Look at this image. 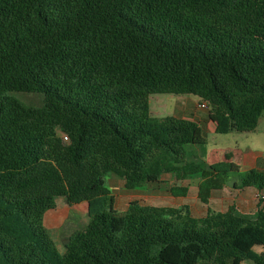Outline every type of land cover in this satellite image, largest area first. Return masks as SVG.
<instances>
[{"label":"trees","instance_id":"obj_1","mask_svg":"<svg viewBox=\"0 0 264 264\" xmlns=\"http://www.w3.org/2000/svg\"><path fill=\"white\" fill-rule=\"evenodd\" d=\"M156 94L197 97L217 134L255 132L264 0H0V264H264V194L254 214L116 208L109 174L127 190L200 178L205 205L229 185L264 192V172L208 163L198 123L153 116ZM59 198L89 216L64 253L45 226Z\"/></svg>","mask_w":264,"mask_h":264},{"label":"rangeland","instance_id":"obj_2","mask_svg":"<svg viewBox=\"0 0 264 264\" xmlns=\"http://www.w3.org/2000/svg\"><path fill=\"white\" fill-rule=\"evenodd\" d=\"M183 97H191V99L199 102V99L195 96H177L171 94L152 95L150 98L152 115L155 117L175 116L181 104L180 99ZM20 98L24 102L31 105H38L40 103V98L32 94L23 95L20 96ZM201 113L204 114L207 112L205 110H201ZM261 123V127H264V120H262ZM204 134L208 139V152L221 150L222 148H236L237 146L242 148V134L231 133L221 135L208 131ZM235 179V175L232 176L230 183H232ZM106 181L107 186L112 190L116 198V208L120 211H126L130 202L139 201L143 204L154 206L179 207L182 205H188L191 207L196 216H203L207 212V205L203 204L198 198V186L201 181L200 178L178 181L174 175H170V177H166V180H163L162 182L146 185L145 187L138 188L136 190H127L124 186V181L114 174H109ZM173 186L188 187V196L186 198L174 197L170 192ZM228 187H230L228 189H231L232 185H229ZM228 192L230 193L231 191L229 190ZM228 196L229 199L224 197L223 199H219L217 202H213V207L217 210H226L228 205L232 203L231 195ZM57 207L63 215V222L59 224L53 223L51 221V214L53 212L49 211L45 216V226L55 239L59 251L64 253L65 243L68 238L74 232L81 230L88 225L89 216L86 203L78 205L75 209H71L63 198H59L57 199ZM254 250L257 253H264V246H256ZM243 264L253 263L251 261H245Z\"/></svg>","mask_w":264,"mask_h":264},{"label":"crops","instance_id":"obj_3","mask_svg":"<svg viewBox=\"0 0 264 264\" xmlns=\"http://www.w3.org/2000/svg\"><path fill=\"white\" fill-rule=\"evenodd\" d=\"M180 101L181 104L175 117L192 120L198 123L203 129L204 133L208 131L217 134L216 124L210 119L209 110L202 109L200 107V102L191 99V97H183L180 99ZM201 110H205L207 113L203 114L201 113ZM262 120H264V116L261 118L255 132L242 134V148L237 146L236 148H222L221 150L217 151H209L207 156L208 163L213 164L224 160H230L240 165L242 167V171L258 170L264 172V127H261ZM166 177H170V175L165 176L163 180H166ZM228 188L230 187H225L222 190H216L212 193L210 202L207 205V212L209 207L212 209L213 202H217L219 199H223L224 197L229 199L228 195H231L232 203L228 205L227 209L217 210L213 207V210L225 212L231 205H236L238 209L244 214H254L256 212L258 207V198L263 195L264 192H259L257 189L252 187L238 190ZM229 190L231 191L230 193L228 192ZM77 207L78 205H75L70 208L75 209ZM51 211L53 212L52 214L50 213L52 219L51 221L55 224L62 223L63 215L60 212V209Z\"/></svg>","mask_w":264,"mask_h":264},{"label":"built area","instance_id":"obj_4","mask_svg":"<svg viewBox=\"0 0 264 264\" xmlns=\"http://www.w3.org/2000/svg\"><path fill=\"white\" fill-rule=\"evenodd\" d=\"M200 107L202 109H207V110L209 109V107H208V105L206 103L200 104Z\"/></svg>","mask_w":264,"mask_h":264}]
</instances>
